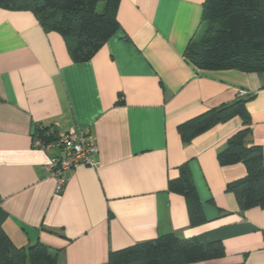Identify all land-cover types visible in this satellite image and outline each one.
I'll return each instance as SVG.
<instances>
[{
    "label": "crops",
    "instance_id": "1",
    "mask_svg": "<svg viewBox=\"0 0 264 264\" xmlns=\"http://www.w3.org/2000/svg\"><path fill=\"white\" fill-rule=\"evenodd\" d=\"M204 0H121L120 28L92 56L73 60L66 38L29 10L0 8V221L17 247L42 243L60 264H104L110 253L175 233L220 241L225 255L187 264H264V208L242 209L228 182L246 165L218 154L243 126L233 116L184 141L179 126L248 99V145L264 155V72L209 70L185 55L201 32ZM87 131L95 165L56 178L34 136ZM186 164L205 220L168 190Z\"/></svg>",
    "mask_w": 264,
    "mask_h": 264
},
{
    "label": "trees",
    "instance_id": "2",
    "mask_svg": "<svg viewBox=\"0 0 264 264\" xmlns=\"http://www.w3.org/2000/svg\"><path fill=\"white\" fill-rule=\"evenodd\" d=\"M121 0H0V8L32 11L46 29L61 33L72 58L86 61L120 28ZM202 28L190 42L185 55L200 69H238L264 72V0H204ZM239 116L243 126L230 135L218 154L223 165L243 162L247 172L227 184L242 209L264 208V155L257 145H248L252 116L248 99L219 105L179 126L184 141L212 126ZM51 128V127H50ZM38 135L45 136L50 129ZM168 190L184 195L192 224L205 218L198 192L186 164L180 175L168 183ZM225 255L220 241L200 244L193 238L167 233L157 238L114 250L104 264H187ZM0 264H60L57 253L42 243L17 247L0 221Z\"/></svg>",
    "mask_w": 264,
    "mask_h": 264
},
{
    "label": "built area",
    "instance_id": "3",
    "mask_svg": "<svg viewBox=\"0 0 264 264\" xmlns=\"http://www.w3.org/2000/svg\"><path fill=\"white\" fill-rule=\"evenodd\" d=\"M54 129L51 127L45 136H52ZM33 144L47 151L55 149L61 151L60 155L50 157L44 170L56 178V192L60 193L66 182L64 172L76 168L83 164L95 165L93 156L97 153L98 147L94 140H90L87 131H76L74 129L68 132L60 133L50 140H44L42 136H34Z\"/></svg>",
    "mask_w": 264,
    "mask_h": 264
}]
</instances>
